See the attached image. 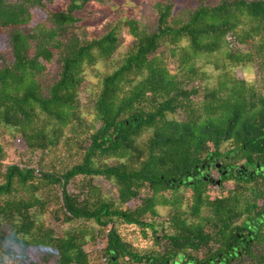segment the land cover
<instances>
[{
    "label": "trees",
    "instance_id": "1",
    "mask_svg": "<svg viewBox=\"0 0 264 264\" xmlns=\"http://www.w3.org/2000/svg\"><path fill=\"white\" fill-rule=\"evenodd\" d=\"M56 1L0 0V130L32 156L64 148L74 159L6 164L0 142V264H204L202 255L232 252L235 219L264 197V175L222 201L203 181L189 195L179 183L211 153L264 167V0H197L185 14L176 0H152L149 21L92 38L82 13L102 0H70L67 11ZM122 27L134 40L125 53ZM250 67L255 78L238 77ZM91 74L98 82L83 101ZM129 227L152 249L140 251ZM248 255L231 264H264V233Z\"/></svg>",
    "mask_w": 264,
    "mask_h": 264
},
{
    "label": "rangeland",
    "instance_id": "2",
    "mask_svg": "<svg viewBox=\"0 0 264 264\" xmlns=\"http://www.w3.org/2000/svg\"><path fill=\"white\" fill-rule=\"evenodd\" d=\"M152 0H102V1H92L86 6V10L83 11V16H87L88 19L81 24L83 34H87L89 38L99 37L103 34L108 27L112 24L118 22H124L130 18H139L144 22L149 21L153 16V11L151 7ZM178 6L177 11L180 13H187L196 3L197 0H176ZM70 5V0H57L53 5V9L56 11H67ZM122 46L120 49L121 53H125L127 49L134 43L133 38L129 35L127 28L122 27L121 30ZM205 59L203 58L200 61V64H205ZM205 70L209 75L215 77L218 74V71L214 69L213 65H205ZM256 68L250 67L247 70L239 68L237 70L238 77L246 78L252 80L256 76ZM98 82V79L91 74L89 76V81L86 82L84 89L82 90V99L87 101L88 96L93 92L94 84ZM206 83V82H205ZM204 81H199L196 85L200 88H203L205 85ZM0 142L5 148L7 153L6 164L20 163L21 161L29 162L30 160L38 164L39 161H43L47 164H53L59 168L63 167V160L67 165H71L73 160L67 158V153H65L64 148L59 149L58 151H53L49 154L42 156L38 154L32 156L27 152V146L21 136L15 137L10 131L0 130ZM66 154V155H65ZM82 181V178H78L76 182L70 187V191L75 190L77 186ZM96 184L104 188L105 193H113V186L106 182L103 178H97ZM163 215H166L165 210H161ZM165 218V217H164ZM73 224H64L60 228L57 224L54 227H57L58 230L63 233V230H69L73 228ZM133 227L125 228L123 233L128 236V239L131 240L140 251L145 252L146 250L152 249V245H148L142 239V236L138 233L133 232ZM135 230V229H134ZM138 230V229H137ZM136 230V231H137ZM133 232V233H131ZM104 245L100 243L98 248H102ZM96 249L94 244H89L87 246L88 251H94ZM31 255L35 260H40V255L36 250L31 251ZM11 262V261H10ZM12 264V263H11Z\"/></svg>",
    "mask_w": 264,
    "mask_h": 264
},
{
    "label": "flooded vegetation",
    "instance_id": "3",
    "mask_svg": "<svg viewBox=\"0 0 264 264\" xmlns=\"http://www.w3.org/2000/svg\"><path fill=\"white\" fill-rule=\"evenodd\" d=\"M233 157V156H232ZM230 156L224 157L215 156L211 153L208 160L200 167L196 166L192 171L185 173L184 178L180 183L181 193L191 194L192 189L187 185L193 186L195 181L206 183V195L210 200L227 199L230 191L236 189L237 184L241 183L244 186L250 185L248 181H257L255 176L264 175V167L259 164L252 169L246 168L244 163L237 165L230 164ZM258 181H263L261 178ZM245 204V202H242ZM254 205V203L252 204ZM245 209V205H243ZM167 211L166 209H163ZM252 213L242 211V214L235 219V222L241 226L236 239L231 244L232 252L219 253L217 257L200 256L204 264H231L239 262L252 261L249 258L248 252L254 244V240L258 236H263L264 233V197L259 196L255 200V207H252ZM248 216H254L252 219H247ZM177 264H195L196 261H191L185 256H179L176 259Z\"/></svg>",
    "mask_w": 264,
    "mask_h": 264
}]
</instances>
